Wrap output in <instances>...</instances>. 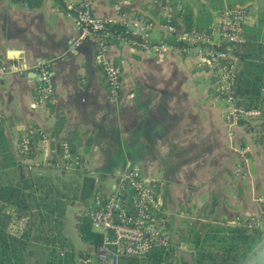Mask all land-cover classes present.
<instances>
[{
  "label": "crops",
  "instance_id": "crops-1",
  "mask_svg": "<svg viewBox=\"0 0 264 264\" xmlns=\"http://www.w3.org/2000/svg\"><path fill=\"white\" fill-rule=\"evenodd\" d=\"M79 1L43 0L29 7L0 0V62L7 66L0 77V125L9 149L18 158V137L30 133L34 157L22 163L31 175L74 182L76 195L65 200L62 225L74 250L84 247L76 217L88 210L94 194L105 196L124 172L135 169L152 182L175 257L188 260L190 246L177 229L211 204L236 206L242 185L255 183L251 173L262 160L258 148L250 138L246 142L241 124L225 117L226 105L216 103L220 96L212 77L195 55L172 45L150 48L169 45L160 21L174 8L169 0L156 15L149 8L154 0H90L94 17L150 18L153 24L144 39L147 47L119 35L109 42L104 57L121 71L114 96L107 90L96 40L82 35L75 18ZM178 1L192 10L197 24L215 25L220 11L208 1ZM236 5L246 16V59L257 60L264 47V0ZM40 62L49 68L54 90L45 103L36 97Z\"/></svg>",
  "mask_w": 264,
  "mask_h": 264
},
{
  "label": "trees",
  "instance_id": "trees-1",
  "mask_svg": "<svg viewBox=\"0 0 264 264\" xmlns=\"http://www.w3.org/2000/svg\"><path fill=\"white\" fill-rule=\"evenodd\" d=\"M14 1L37 7L43 0ZM206 1L221 13L240 0H226L224 6L223 0ZM164 5V0H154L149 8L156 15ZM169 5L174 8L160 18L162 24L171 26L164 36L167 44L182 47L180 37L187 31L210 34L212 27L197 24L189 7L178 0H169ZM143 20L151 22L150 18ZM102 32L107 33L104 37L107 45L115 35L138 45L141 41L125 28L123 21H107L102 30L93 34ZM246 44L222 42L220 49L231 46L236 56L231 84L236 105L260 111L254 120L256 124L246 126L245 131L251 134L258 156L264 160V47L257 60L248 61ZM237 123L242 125L245 121L240 119ZM17 155L18 158L9 149L0 125V264H84L104 242V235L92 228L87 214L92 199L88 210L76 217L77 235L84 247L74 250L62 234L65 200L76 195L74 182L69 179L55 182L52 178L31 175L29 167L22 163L34 157L30 133L19 135ZM197 223L184 221L185 228L177 229L179 239L190 246L188 260L175 257L174 243L170 240L168 245H152L142 258L119 257L118 264H264V221L259 225L238 220L231 226ZM111 235L108 232L109 238Z\"/></svg>",
  "mask_w": 264,
  "mask_h": 264
},
{
  "label": "built area",
  "instance_id": "built-area-1",
  "mask_svg": "<svg viewBox=\"0 0 264 264\" xmlns=\"http://www.w3.org/2000/svg\"><path fill=\"white\" fill-rule=\"evenodd\" d=\"M90 4V0H80L74 6L75 18L82 35L96 40L98 53L103 55L101 66L107 90L114 96L121 88V71L104 57L108 48L104 40L107 33L93 34L96 30H102L107 20L94 17ZM245 20L242 7L236 5L225 8L219 14L210 34L184 32L180 37L184 45L176 48L179 52L191 53L198 58V64L209 72L216 92L224 99L227 116L234 121L252 120L260 116L258 109H243L236 105L231 92L236 56L231 52V46L220 49L222 42L228 45L244 42ZM124 24L132 35L139 37V44L147 47L144 39L153 24L142 19H130ZM165 29L170 31L171 26L166 25ZM215 33L218 34L217 38H214ZM74 44L77 45L78 42L74 41ZM163 46L171 45L155 44L150 48L159 50ZM35 67L38 75L37 100L45 103L54 94L51 72L42 62ZM6 71L7 66L0 62V77ZM26 142V138H23V143ZM87 214L92 228L104 235V242L97 248L94 257L85 260L84 264H118L119 257L142 258L152 245H168L170 242L164 219L159 213L158 198L152 182L135 169L124 172L119 184L105 196L94 194L92 207ZM108 232H111V238L108 237Z\"/></svg>",
  "mask_w": 264,
  "mask_h": 264
},
{
  "label": "rangeland",
  "instance_id": "rangeland-1",
  "mask_svg": "<svg viewBox=\"0 0 264 264\" xmlns=\"http://www.w3.org/2000/svg\"><path fill=\"white\" fill-rule=\"evenodd\" d=\"M218 34H214V38H217ZM217 93V92H216ZM218 95V93H217ZM216 103L220 105V107L225 106V101L223 98H218ZM226 108V106H225ZM226 114V113H225ZM225 117H228L227 114ZM255 119H247L244 120L245 124H242V128L245 130L247 126H254L256 123L254 122ZM247 140L249 142V138L251 139V135L247 132ZM248 150L246 147L244 149ZM250 151V150H249ZM260 158V156H259ZM261 159V158H260ZM258 170H253L255 174L248 172L246 173L245 177L249 176V173L252 174V178L254 179L255 183L252 181L250 186L247 181L242 185L241 188V199L238 204H233L231 202H225L221 204H211L206 210L199 212L196 219L192 222H198L199 219L204 222V224H215V225H224V226H231L235 224L238 220L248 221L249 223L259 224L264 221V160H261V163L258 165ZM262 168V169H261ZM244 175V173H242ZM78 184V183H77ZM195 218V217H194ZM199 218V219H198ZM198 225V223H197ZM190 252H187V256H190ZM174 264V262H173Z\"/></svg>",
  "mask_w": 264,
  "mask_h": 264
}]
</instances>
